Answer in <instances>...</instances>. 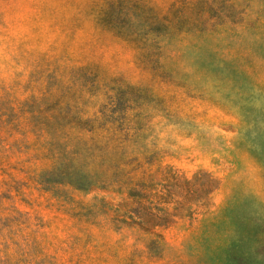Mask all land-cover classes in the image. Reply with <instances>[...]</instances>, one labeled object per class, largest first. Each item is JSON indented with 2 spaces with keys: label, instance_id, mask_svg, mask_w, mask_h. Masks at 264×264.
I'll list each match as a JSON object with an SVG mask.
<instances>
[{
  "label": "rangeland",
  "instance_id": "obj_1",
  "mask_svg": "<svg viewBox=\"0 0 264 264\" xmlns=\"http://www.w3.org/2000/svg\"><path fill=\"white\" fill-rule=\"evenodd\" d=\"M54 103L105 111L144 167L218 187L191 218L117 229L93 204L119 194L42 182ZM2 125L0 264H264V0H0Z\"/></svg>",
  "mask_w": 264,
  "mask_h": 264
},
{
  "label": "trees",
  "instance_id": "obj_2",
  "mask_svg": "<svg viewBox=\"0 0 264 264\" xmlns=\"http://www.w3.org/2000/svg\"><path fill=\"white\" fill-rule=\"evenodd\" d=\"M173 16L170 13L162 18L169 24ZM154 24L161 23L155 19ZM60 106L54 103L50 113L40 114L34 125L38 128L35 141L52 161V166L40 175L42 182L54 180L84 193L98 190L119 194L121 200L117 203L96 196L99 204H93L109 216L117 229L127 226L152 232L191 218L218 187V179L208 171L198 170L187 176L171 166L152 170V159L145 160L148 166L144 167L133 149L139 134L124 122L115 126L105 111L101 117L84 118L66 113ZM70 125L80 133L73 143L65 132ZM5 127L0 126V130ZM1 133L0 151L10 154L12 146Z\"/></svg>",
  "mask_w": 264,
  "mask_h": 264
}]
</instances>
